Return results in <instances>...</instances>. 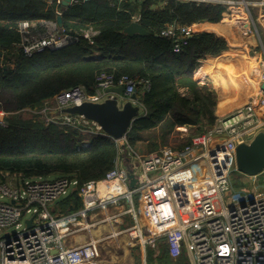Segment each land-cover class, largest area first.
Here are the masks:
<instances>
[{"label":"built area","instance_id":"obj_1","mask_svg":"<svg viewBox=\"0 0 264 264\" xmlns=\"http://www.w3.org/2000/svg\"><path fill=\"white\" fill-rule=\"evenodd\" d=\"M91 0H71L74 7ZM134 2L139 0H119ZM159 6L170 1L195 5L224 7L221 21L231 24L245 39L262 42L264 36V0H157ZM63 0H47L63 16ZM70 7V8H71ZM256 15V18H255ZM131 23L141 24V14L132 15ZM37 24L23 22L20 27L24 54L32 57L47 50H59L70 44L57 22ZM195 25L167 26L161 36L171 44L174 54L189 45ZM97 32L83 33L93 44ZM203 60H200V63ZM258 92L246 102L216 115L215 124L194 137L181 150L162 147L143 155L128 146L127 137L118 140L119 153L114 168L101 180L79 185L69 178L28 179L22 174L6 173L0 178V264H99L100 242L70 247L69 239L80 231L90 232L96 222L90 214L107 212L125 203L127 214L136 223L114 237L128 234L133 245L146 254V247L163 246L175 264H264V193L234 191L231 174L236 168V150L250 144L264 132V48L251 67ZM149 87L148 81L137 82L128 76L100 72L95 78L94 93L76 86L60 92L41 110L32 112L46 124L68 126L90 138L106 135L97 124L81 116L63 113L64 109L84 103H103L115 94L108 91L123 88L122 103L131 102L142 116V102L132 99L138 86ZM137 95V94H136ZM11 114L0 112V124L7 126ZM114 140V139H113ZM116 141V140H115ZM137 178L130 188L128 173ZM79 192L83 207L75 212L60 213L57 202ZM177 193H181V200ZM139 205L135 207L134 199ZM229 201V205L225 204ZM112 223L113 216L104 217ZM32 220V226L28 221ZM144 264L147 257H144Z\"/></svg>","mask_w":264,"mask_h":264},{"label":"trees","instance_id":"obj_2","mask_svg":"<svg viewBox=\"0 0 264 264\" xmlns=\"http://www.w3.org/2000/svg\"><path fill=\"white\" fill-rule=\"evenodd\" d=\"M158 4L157 0H91L71 7L63 13V30L70 44L28 57L20 47L21 24L57 22L55 6L47 0H0V112L11 114L6 127L0 124V178L6 173L28 179L69 178L81 186L103 179L114 168L120 150L117 141L96 136L83 147L85 137L79 130L46 124L36 116L25 120L22 113L41 110L60 92L76 86L94 93L100 72L149 82L148 88L138 86L136 93L146 112L126 136L128 146L135 150L142 144L147 154H153L170 144L178 128L197 129L198 135L215 124L217 98L208 85L194 80V73L200 60L228 54L227 41L195 30L183 52L174 54L161 32L174 22L181 26L219 24L226 9L174 1ZM137 13L147 36L124 33ZM89 30L98 33L93 44L83 36ZM192 138L174 150L183 149ZM82 207L77 190L56 206L60 213ZM153 264L175 263L163 247Z\"/></svg>","mask_w":264,"mask_h":264},{"label":"crops","instance_id":"obj_3","mask_svg":"<svg viewBox=\"0 0 264 264\" xmlns=\"http://www.w3.org/2000/svg\"><path fill=\"white\" fill-rule=\"evenodd\" d=\"M221 25H224V24L221 23V22L219 24L202 23V24L195 25L194 28L198 32L212 33V34H215V35H217L219 37H222V38L226 39V41H227L228 38H229L227 36V34L230 35V32L226 31L227 32L226 34L222 33V28H224V26H221ZM242 39L246 41V44L244 43L245 46H246V48L244 47V50L240 51V48H242V47H239V48H237L238 46L234 47V48H237L236 50H234L233 47H232V50H234V53H233V51L232 52L225 51V53L226 52H229V53L222 55V57H220V58H224V59L227 58L228 59V57H231L232 59H235L234 56L235 55L236 56L239 55V57H240V59L242 61V59H244V57H245L246 58V62L244 63V61H243L242 67H236V65L230 64L232 62L228 63L226 61V62L223 63V65H226L230 69H238L239 71H241L244 74V76H241L240 78L238 77V79L237 78H233L234 80H230L229 81V80H226L228 78L225 79V78L220 77V76H209L208 74H204L203 75L202 71H201V68L211 65V63H208L206 65V63L209 61V59L215 58V57H212V56H209L205 60H203L200 63V68L197 70L199 72L196 71L194 73L195 77H198L199 74H202L203 75L202 77H205V79H207V80L212 79V78H221V79H224V81H228V83H230V84L234 83L236 85H238L241 80L251 79V81H249V82H250V84H253L254 86L248 85L249 87H247L246 90L244 89L243 92L242 91L239 92L240 90L238 92L237 91L234 92V89H235L234 87H233V89H231V91L226 90V89L217 88V92H218L217 93V102H218V106H220V111H221L220 115L224 113V112H222V110L223 111H229L231 108L235 107L236 105H239V104L243 103L245 100H248L249 98H251L252 96L257 94L258 89H259L257 82L254 84L253 79L250 77L251 71L249 70V68L246 67V64L249 63L250 64L249 67H251L252 64H253V61L255 59H257V56L263 51V48H264V36L262 37V42L257 41L255 43V45H252V46H251V44L249 45V41H250L249 39H245V38H242ZM251 43H252V41H251ZM199 78H200V76H199ZM218 112H219V110L217 111L216 115H219ZM181 130L187 131V129L184 130L183 128ZM85 143H86L85 145L87 147L89 145V143L88 142H85ZM259 176H257V177H259ZM244 177H248V176H244ZM250 178H252V177H250ZM251 192H255L256 194H258V193H262L263 194L264 193V191H262V190L261 191H257L255 189H254V191H251ZM177 197H178L179 200H181V198H180L181 197V193H177ZM134 201H135V199H134ZM138 205H139V201H138V198H137V204H135V207L137 208ZM127 208H128V205L123 203V204L108 208L107 212L98 211V212H95V213H91L90 214V220H91V222H96V225L91 228L90 232H88V231H80V232L76 233L74 236H72L69 239L68 245L70 247H75V246H78V245L86 244L91 239L98 240L100 242L99 264H103L102 260H101L102 259V257H101V246H102V244H104L106 242V240H109L111 238L115 239L116 237L113 236L114 232H118L120 230H126V229L130 228L131 226H133L136 223V220L133 219V217L131 215L127 214ZM107 216H109V217L113 216L114 220H112V223H108V222L105 221L104 217H107ZM109 233H111V234L109 235ZM119 238H122V243L131 241L130 237L128 236V234H122V235L119 236ZM117 240H118V237H117ZM122 243L119 242V245H120L119 247H121ZM128 246H124V249L127 250ZM145 256L147 257V263L148 264H153V262H151L150 258L146 254L143 256V260H144ZM143 260H142V264H144Z\"/></svg>","mask_w":264,"mask_h":264},{"label":"rangeland","instance_id":"obj_4","mask_svg":"<svg viewBox=\"0 0 264 264\" xmlns=\"http://www.w3.org/2000/svg\"><path fill=\"white\" fill-rule=\"evenodd\" d=\"M55 14H56V17H59L57 12ZM255 18H256V15H255ZM221 26H224V28H222V33L226 34L227 33L226 31L230 32V35L227 34V36L229 38L227 40L228 49L226 51H229V52L233 51V53H234V50H236L239 47H242V48H240V51L244 50V47L246 48V46H245L246 41L242 39L244 37L242 35H240L238 33V31L236 29H234V27L231 24H226V25L224 24ZM249 40H250L249 45L251 44V46L255 45V43L257 42V40L254 38H252V40L251 39H249ZM251 41L253 44L251 43ZM232 47L234 50H232ZM234 47H237V48H234ZM235 56H234L235 59H232L231 57H228V59L227 58L224 59V58H220V57H222V54H220L219 56H216L217 58L215 57V59H213V58L209 59L208 62H213V63H211L210 66H206L207 64L205 66L209 68V67H212L216 63H222L223 64L224 62L227 61L228 63L232 62L230 64H234V65H236V67H242L243 61H244V63L246 62V58L244 57V59H242V61H241L239 55L236 57ZM249 65L250 64L247 63L246 67L249 68V70L251 71V74H252L253 73V71L251 69L252 66L249 67ZM202 74H199L201 79L199 78V76L195 77V75H194V80H196L201 86L208 85L209 88L214 92L216 98H217V93H218L217 88L226 89V90L231 91V89H233V87H234L235 88L234 92L235 91L238 92L239 90H240L239 92H241V91L243 92L244 89L246 90L247 87H249L248 85L254 86L253 84H250V82H249V81H251V79L241 80L239 82V84L236 82L238 84V85H236L234 83L230 84V83H228V81H224V79H221V78H212V79L207 80V79H205V77H202L204 75V74L203 75ZM223 78H225V77H223ZM226 80H228V79H226ZM255 83L256 82L254 81V84ZM181 92L186 93V90L181 89ZM216 101H217V99H216ZM246 101L247 100H245L244 102H246ZM218 110H219L218 113L220 114L221 113L220 106H218V102H217V105L215 108V114H217ZM222 112H227V111L222 110ZM23 115H24L25 120L33 119V117L36 116L35 113H32V112H25ZM36 117H38V116H36ZM182 128L184 130L187 129V131L181 130ZM177 131H178V133H175L170 138V144L166 145V147H171L173 149L181 147V145L187 143V140L190 137L194 138L197 136V134H196L197 129H190V128H186V127H181V128H178ZM87 138H89V137H87ZM87 138H85L84 140L85 141L88 140ZM137 151H139L143 155H148L145 145H142V144L138 145ZM49 179H55V177L49 178ZM231 179H232L234 191H236V192L248 193V192L254 191V189L257 191H261V190L264 191V173L262 175H260L259 177H252V178L244 177V175L242 173H240L237 170V168H235L231 174ZM135 204H137V198H135ZM225 204L229 205V201L225 200ZM110 234L111 233H109V235ZM116 240H117V238H115V239L111 238L109 240H106V242L104 244H102V246H101V257H102V259L101 260H102L103 264H142L143 256L145 254H144L143 249L141 247H139L138 245L134 246L131 241L130 242L128 241L129 243L128 242L122 243V238H119V237H118V240L117 241ZM119 242L122 243L121 247H119L120 246ZM124 246H128V249L125 250ZM162 251H163V247L161 245L156 246V247H150V246L146 247V255L151 259V261L153 263H155L159 260V257L161 256Z\"/></svg>","mask_w":264,"mask_h":264},{"label":"water","instance_id":"obj_5","mask_svg":"<svg viewBox=\"0 0 264 264\" xmlns=\"http://www.w3.org/2000/svg\"><path fill=\"white\" fill-rule=\"evenodd\" d=\"M71 0H63L62 11L69 10ZM58 25L63 28V16L57 18ZM130 37L135 35L147 36L149 32L139 23H131L124 30ZM2 54L0 53V58ZM264 90V84L262 85ZM114 93L112 99H107L103 103H84L63 110V113L72 116H81L88 121L97 124L103 132L112 139L118 141L129 133L132 124L140 118V110L133 106L131 102L122 103L120 96L123 95V88H114L108 91ZM132 99H137L133 95ZM235 166L244 176L257 177L264 173V132L259 133L250 144L240 145L236 150ZM130 188L137 187V178L131 171L128 173ZM28 226H32V220L28 221Z\"/></svg>","mask_w":264,"mask_h":264},{"label":"bare ground","instance_id":"obj_6","mask_svg":"<svg viewBox=\"0 0 264 264\" xmlns=\"http://www.w3.org/2000/svg\"><path fill=\"white\" fill-rule=\"evenodd\" d=\"M215 59V58H213ZM208 63H213V62H207ZM201 71L203 74H208L209 76H220V77H225L228 78V80H233V78H240L241 76H244V74L239 71L238 69H230L226 65H223L222 63H216L212 67H202ZM199 72V71H197ZM207 75V76H208ZM250 77L254 81L253 75L250 73ZM256 82V81H255Z\"/></svg>","mask_w":264,"mask_h":264}]
</instances>
